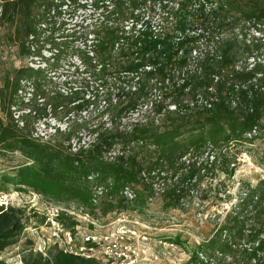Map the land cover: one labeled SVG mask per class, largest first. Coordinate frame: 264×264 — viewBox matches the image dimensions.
<instances>
[{
	"label": "trees",
	"instance_id": "trees-1",
	"mask_svg": "<svg viewBox=\"0 0 264 264\" xmlns=\"http://www.w3.org/2000/svg\"><path fill=\"white\" fill-rule=\"evenodd\" d=\"M69 6H90L98 14L81 20V46L74 52L91 75L60 93L55 110L74 106L84 124L89 117L82 113L101 106L99 114L116 110L119 120L157 91L153 116L114 130L95 124L93 141L74 152L70 131L56 129L58 136L68 135L66 145L60 138H34L24 115L18 125L12 109L19 90L31 81L41 88L42 70L12 68L0 88V154L19 151L32 161L18 170L15 184L107 215L147 201L137 184L150 192L153 181L165 180L162 174L185 169L195 177L206 168L195 152L257 132L264 119V0H0V27L10 28L6 41L21 57L35 55L40 34ZM226 151L220 149L223 156ZM125 187L136 190L132 199ZM182 193L174 187L166 196L180 200ZM27 220L25 208L0 203V252L18 241ZM32 257L25 264H97L62 251L50 259ZM185 264H264L263 183L245 192Z\"/></svg>",
	"mask_w": 264,
	"mask_h": 264
},
{
	"label": "rangeland",
	"instance_id": "rangeland-1",
	"mask_svg": "<svg viewBox=\"0 0 264 264\" xmlns=\"http://www.w3.org/2000/svg\"><path fill=\"white\" fill-rule=\"evenodd\" d=\"M64 10L66 13L55 19L57 24L40 34L34 44L35 55L21 57L19 49L6 41L10 28L0 27L1 86L3 75L12 68L28 65L42 70L39 79L42 87L37 89L32 81L26 83L15 109H12L14 118L24 115L28 131L34 138L43 141L60 138L66 145L69 143L66 140L68 135L58 136L57 128L67 134L70 131L71 144L72 141L84 144L93 141L91 126L95 124L101 123L102 126L105 123L106 127L114 130L113 127H128L136 121L151 118L150 102L158 98L157 91L138 109L124 113L121 121L114 119L118 115L116 110L110 111V114H99L101 106L98 111L90 108L92 112L82 113V116L89 117L84 124H81V115L73 111L74 106L65 104L55 110L54 104L59 102L60 93L66 94L69 89L86 84L91 75V70L84 68L74 52L81 46L78 33L81 20L89 22L98 16L90 6L86 10L75 11L70 6L64 7ZM67 111H73L68 115L69 119ZM0 116H4L1 110ZM109 117L113 120L112 124ZM21 119L19 126H22ZM245 135L233 139L227 147L221 144L214 149L208 145L198 153L194 151L199 157L196 160L203 161L206 167L195 177L187 175L185 169L177 174H162L165 180L153 181L150 192L144 190L142 184H137L138 196L143 200L148 197L147 201L140 206L131 203L127 208L111 211L107 215H103L100 209L92 211L79 201H59L42 195L34 188L15 184L18 170L31 165L32 161L19 151L0 154V202L23 207L28 215L26 228L18 241L0 252V260L6 264H25V258L31 262L35 254L47 259L57 251L68 254L64 251H75L83 246L86 241L84 236L89 233L95 239L107 242L97 247L93 259L97 264H110L114 258L119 260L125 253L137 255V264H185L192 251L214 235L226 214L244 198L245 192L264 184V119L260 121L256 133ZM220 149L228 152L223 156ZM163 185L165 191H162ZM174 187L183 190L184 196L180 200L166 196ZM56 208L60 215L56 213ZM70 231L75 235L72 246L67 244L65 237ZM109 244L112 247L106 246Z\"/></svg>",
	"mask_w": 264,
	"mask_h": 264
},
{
	"label": "built area",
	"instance_id": "built-area-1",
	"mask_svg": "<svg viewBox=\"0 0 264 264\" xmlns=\"http://www.w3.org/2000/svg\"><path fill=\"white\" fill-rule=\"evenodd\" d=\"M0 10H1V8H0ZM26 85H27L26 83H23V87L19 90V94H22L23 93V91L25 90V86ZM0 88H1V84H0ZM28 100H30V99H28ZM13 109H15V107H13ZM15 117H16L15 118L16 121L19 122L21 117L19 115L18 116H15ZM21 124L23 125L22 120H21ZM76 142L77 141H74V142L72 141V144H71L72 145V151H74V152H77L78 150H80V148L82 146H84V147H88L89 146V143L83 142L84 144H82V143L77 144L78 142L77 143ZM119 150L120 149H118L115 152L114 151L113 152H110L108 155L109 156H112V155L115 156V154L117 152H119ZM143 175L146 176V174H143ZM90 178H92V176ZM123 194H125L126 196H128V198H130V199H132L134 197V192L129 187H125L124 188ZM94 202L96 204L98 202V200L97 199H94ZM56 213L58 215H60V211H59L58 208H56ZM86 219H88V218H86ZM118 221H121V220L119 219ZM53 222H55V221H53ZM65 237H67V239H68L67 240V244L72 246V244H73L72 243V240L74 239L75 235L73 233H71V231H70V232H66V236ZM84 238L86 239V241L83 243L84 244L83 246L81 245V246L77 247V249H75V251H70L69 252V251H66L65 250L64 252L65 253H68V254L76 255V256L82 255V256H85L88 259H94L95 255L97 254V251H96L97 250V247L101 243H104V242L95 239L94 236L92 234L90 235L89 233L86 234L84 236ZM104 244H107V242L104 243ZM106 246L108 248L109 247H112L110 244L109 245H106ZM119 258H120L119 260H117V258H114V260H112L110 264H137V261H138V257L135 254H128V255H126V253H125V254H123Z\"/></svg>",
	"mask_w": 264,
	"mask_h": 264
}]
</instances>
